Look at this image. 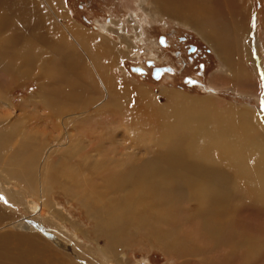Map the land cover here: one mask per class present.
Segmentation results:
<instances>
[{
	"label": "rangeland",
	"instance_id": "obj_1",
	"mask_svg": "<svg viewBox=\"0 0 264 264\" xmlns=\"http://www.w3.org/2000/svg\"><path fill=\"white\" fill-rule=\"evenodd\" d=\"M36 2L46 11L50 24L60 29L63 37L77 49L87 65L89 62L77 44V35L90 38L97 44L102 42L101 47L115 51L116 59L109 71L116 82L118 93L128 91L129 100L124 104L114 103L115 94L100 81L98 91L94 90L89 96H80L82 101L78 98L73 100L65 94V85L59 79L55 80L53 75L50 79L44 75L36 76L38 69L35 66L26 69L29 75L19 81L14 80L13 73L0 71V94L3 88L5 97L15 110L14 122L19 129L29 133L37 131L38 139L45 136L48 140L46 149L40 152L38 159L30 166V179L27 182H21V185L15 180L0 181V236L8 233V236L14 238L18 235V238L29 237L41 241L57 258L61 257L65 264H68L67 255L73 264H105V258L110 264H264V212L260 210H253L248 205L235 209L224 221L221 220L223 224L220 226L227 230V239H218L208 235L201 219L193 216L195 207L187 208V202L180 199L165 228L174 229L184 245L178 248L177 255H167L153 244L154 238L141 235V232H116L114 242L108 241L104 234H96L95 221L64 191L52 186L57 176L60 177L61 171H64L66 155L58 153L50 162L43 164L49 150L62 142L67 143L71 139L92 144L100 142L103 153L113 155L112 163L109 165L103 162L100 168H91L88 162L74 163L72 165L79 174L71 173V181H76L78 189L89 195H102L101 198L105 200L119 199V196L126 193L107 189L103 184L106 177L104 174L121 171L132 164L138 165L140 161L151 157L157 148L158 135L153 126L155 115L147 107L149 103L165 104L166 94L191 100L211 98L228 109L249 112L264 137V0H251L254 13L249 37L242 47L239 44L236 49V53L244 49L249 58L242 60L249 76L247 80L234 79L233 73L226 69L212 48L191 29L173 20L157 21L146 16V12L139 6L140 0ZM49 52V55H43L48 59H42L47 66L53 57L52 52ZM139 90L144 94H140ZM48 97L53 99V109L42 103ZM66 131L67 136L63 134ZM7 141L4 140L6 143L3 144L7 148L4 154H9L17 146L18 134L12 135ZM90 147L89 150H92ZM89 150L87 148L85 152L90 156L95 155ZM215 159L220 160L216 153ZM56 161H60L59 171L52 167ZM8 164L1 160L0 171H9L11 168L7 167ZM132 169L138 168L135 166ZM40 177H45L43 182L46 183L44 204L36 190L37 184L41 182ZM20 188L25 192L22 193ZM127 192L132 200L138 191L128 189ZM26 202H31L37 209L42 208L41 218H37L35 211L32 212ZM118 202L119 206H127L128 203L122 200ZM107 212L102 210L104 214ZM58 217L62 220L59 218V221ZM51 221L54 222V229L72 240L71 243H61L64 248L57 247L42 235L27 231L26 227L22 228L26 225L38 229L39 226L44 232L52 234L49 227ZM227 228L233 232L230 233ZM227 233L232 235L231 238ZM241 234L247 236L246 240L241 238ZM13 241L11 244L15 243ZM186 248H189L192 255L183 252ZM249 251L254 253L250 254Z\"/></svg>",
	"mask_w": 264,
	"mask_h": 264
},
{
	"label": "bare ground",
	"instance_id": "obj_2",
	"mask_svg": "<svg viewBox=\"0 0 264 264\" xmlns=\"http://www.w3.org/2000/svg\"><path fill=\"white\" fill-rule=\"evenodd\" d=\"M251 3V0H140L139 6L146 12V16L153 20H173L194 31L212 48L226 69L233 73L234 79L247 80L249 76L242 60L249 58L244 49L240 53H236V49L240 45L242 47L249 37L254 13ZM76 39L81 52L89 62L88 65L77 53V49L75 50L63 37L60 29L50 24L46 11L36 0H0V71L13 73L14 80L19 81L29 75L26 69L35 66L38 69L36 76L44 75L50 79L53 75L55 80L59 79L65 85V94L73 100L84 94L89 96L94 90L98 91L101 82L106 89L115 94L114 103H126L129 100L128 91L118 93L116 82L109 71V67L116 59L115 51L104 49L100 46L102 42L97 44L90 38L77 35ZM47 50L52 52L53 56L48 62L49 68L47 63L44 61V64L42 61L47 57H43ZM139 91L140 94H144L143 91ZM44 99L42 103L49 109L55 107L53 99L50 97ZM166 99L167 102L163 105L149 103L147 107V110L155 115L153 126L158 135L157 148L151 157L140 161L138 165L132 164L121 171L104 174L106 177L103 184L107 189L120 194L122 191L126 193L119 196V199L105 200L101 198L102 195H89L78 189L76 181H71L75 172L79 174L72 165L74 163L88 162L91 168H100L105 162L109 165L112 163L110 161L114 160L113 155L104 154L100 142L92 144L89 141H74L75 139L70 138L67 143L62 142L49 152L46 150L49 154L47 153L43 164L50 162L58 153L66 155L64 171H61V176H57L52 186L64 191L76 201L89 218L95 221L96 234H104L108 241L114 242L116 232L120 234L125 231L141 232V235L154 238L153 244L163 253L177 255L178 248L184 245L181 236L174 229L165 227L168 226L171 213L177 209L175 204L180 199L187 202V208L195 207L193 216L201 219L208 235L218 239L227 236L225 233L227 230L220 226L221 220L224 221L235 209L248 205L254 208L253 210L264 212V137L251 114L244 110L240 112L228 109L211 98L191 100L175 94H166ZM14 115V107L5 97L2 88L0 162L1 160L4 163L9 162L7 167L11 169L0 171V181L15 180L22 185L21 182L30 179L29 168L38 159L40 152L46 149L48 140L45 136L38 139L37 131L29 133L25 129H19L14 122ZM17 134V146L10 150L9 154H4L7 149L3 147L6 143L4 140L7 141L12 135ZM63 134L68 135L67 131ZM90 146L92 150H89ZM87 148L88 152L95 155L87 154L85 152ZM215 153L220 156V160L215 159ZM67 164L71 166L66 167ZM59 166L60 161H56L52 167L58 170ZM135 166L138 169H132ZM44 178L40 177L42 183L39 181L38 188L34 184L42 204L46 201ZM23 188H20L22 193L25 192ZM128 189L138 191L132 200V196L128 195ZM117 200L127 201V206H119L120 202ZM26 203L32 212L35 211L37 218H41L42 208L37 209L31 202ZM102 210L108 212L104 214ZM60 219L59 221L62 220ZM53 225L54 222L51 221L50 238L45 237L44 233L47 232L39 226L38 229L26 225L22 228L26 227L27 231L42 235L59 248L62 247L61 243L72 242L63 232L54 229ZM229 230L230 233L233 232ZM8 235L7 233L0 236V264L62 263L63 259L57 258L49 247L46 248L47 246L40 243L41 241ZM240 236L244 237L242 234ZM246 237L243 239L246 240ZM12 239L15 241L13 244ZM250 251L248 253H254ZM183 252L187 255L189 248ZM75 258L82 261L78 257ZM66 260L68 264H73L68 255ZM104 263L110 264L106 258Z\"/></svg>",
	"mask_w": 264,
	"mask_h": 264
},
{
	"label": "water",
	"instance_id": "obj_3",
	"mask_svg": "<svg viewBox=\"0 0 264 264\" xmlns=\"http://www.w3.org/2000/svg\"><path fill=\"white\" fill-rule=\"evenodd\" d=\"M45 237H51L49 233H44Z\"/></svg>",
	"mask_w": 264,
	"mask_h": 264
}]
</instances>
